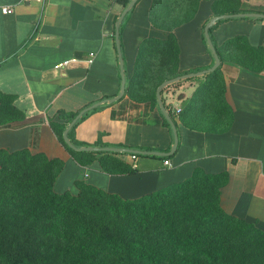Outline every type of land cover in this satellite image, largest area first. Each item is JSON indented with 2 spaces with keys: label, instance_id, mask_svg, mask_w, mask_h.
<instances>
[{
  "label": "crops",
  "instance_id": "crops-1",
  "mask_svg": "<svg viewBox=\"0 0 264 264\" xmlns=\"http://www.w3.org/2000/svg\"><path fill=\"white\" fill-rule=\"evenodd\" d=\"M217 0H136L124 15L119 47L132 95L92 109L73 129L82 145L148 147L167 151L172 137L149 97L159 83L153 55L134 60L142 41L172 35L177 71H198L213 60L202 28ZM0 96L20 116L0 120V149H27L62 161L54 188L75 192L81 180L121 198H136L186 178L194 167L226 172L219 206L264 232V18L232 16L209 32L219 65L161 91L176 128L177 146L161 157L119 158L135 172L109 174L97 160L77 164L47 124L59 110L75 112L115 95L119 86L113 23L123 7L112 0H0ZM217 13L264 14V0H221ZM148 51L144 45L141 51ZM148 67V69H147ZM160 69V68H159ZM198 69V70H195ZM147 70V71H146ZM146 71V72H145ZM145 72V74H143ZM12 117V118H11ZM56 119V118H54ZM57 121H61L56 119Z\"/></svg>",
  "mask_w": 264,
  "mask_h": 264
},
{
  "label": "trees",
  "instance_id": "trees-1",
  "mask_svg": "<svg viewBox=\"0 0 264 264\" xmlns=\"http://www.w3.org/2000/svg\"><path fill=\"white\" fill-rule=\"evenodd\" d=\"M112 1L124 7L129 0ZM220 2L211 3L214 15L223 14L215 11ZM143 44L148 45V51H141ZM177 52L172 35L146 39L138 48L134 68L142 57L152 54L159 68L173 64L170 71L165 67L166 77L159 83L187 73L176 70ZM159 83L149 97L150 107H157L154 91ZM134 85L133 75L124 84V94L133 96ZM10 102V97L0 96V120L20 116ZM90 111L67 133L75 146H88L73 139V129ZM157 111L170 131L158 107ZM76 112L59 110L47 119L69 156L79 165L97 160L102 171L109 174L135 172L119 158L126 153L73 151L64 144L61 132ZM93 146L105 145L96 142ZM61 167L59 158L42 152L0 149V264H264V232L219 206L225 171L208 173L194 167L181 181L128 199L81 180L74 181L75 194L54 192L52 183ZM243 228L253 232L252 239L242 235ZM237 239L241 247L230 246ZM249 247L256 255H244Z\"/></svg>",
  "mask_w": 264,
  "mask_h": 264
},
{
  "label": "water",
  "instance_id": "water-1",
  "mask_svg": "<svg viewBox=\"0 0 264 264\" xmlns=\"http://www.w3.org/2000/svg\"><path fill=\"white\" fill-rule=\"evenodd\" d=\"M136 2V0H129L128 3L123 7L117 18L115 19L113 23V39H114V46H115V51H116V58H117V66H118V75H119V86H118V91L115 95L97 100L95 102L90 103L89 105H86L79 109L75 115L70 119V121L67 123V125L64 127V129L61 132V137L64 142V144L71 150L73 151H82V152H92V153H99V152H113V153H126L128 155L133 154L136 156H155V157H169L172 155L176 149L177 146V134H176V128L171 120L168 111L165 109L162 100H161V91L163 88L166 86L177 82L182 79H187L199 75H203L206 73L213 72L219 65V58L216 54V51L213 47V44L210 40L208 29L218 20L224 19V18H229L232 16H239V17H259V18H264V14L260 13H238V14H219V15H213L211 16L206 23L204 24L202 28V35L205 41V44L211 54L212 57V64L206 69L198 70V71H193V72H187L181 75L174 76L169 79H165L161 81L156 87L154 91L155 95V101L158 107V110L164 117V119L167 121L170 127V132H171V137L172 141L171 144L168 148L167 151H158V150H141V149H131V148H123V147H114V146H93V145H88V146H75L68 138L67 133L69 129L72 127V125L86 112L95 109L99 105L102 104H110L118 99H120L124 93V84H125V76H124V70H123V61L121 57V52H120V47H119V25L122 21V18L124 15L131 9L133 4Z\"/></svg>",
  "mask_w": 264,
  "mask_h": 264
},
{
  "label": "rangeland",
  "instance_id": "rangeland-1",
  "mask_svg": "<svg viewBox=\"0 0 264 264\" xmlns=\"http://www.w3.org/2000/svg\"><path fill=\"white\" fill-rule=\"evenodd\" d=\"M172 65H173V64H172ZM172 65H169V64H168V65L165 66V67L167 68L168 71H170L169 68H171ZM178 65H179V63L177 62V63L175 64L176 70L179 69ZM165 67H161L160 69L157 70V71L159 72V77H161L162 75L166 74L167 70H166ZM57 174H58V173H57ZM56 176H57V175H56ZM55 178H56V177H55ZM54 180H55V179H54ZM52 190H53L54 192L61 193L60 191H58L59 189L56 190V189L54 188V181H53V183H52ZM76 191H77V188H75V192L72 193V194H75ZM62 192H63V191H62ZM70 193H71V192H70ZM242 220H243V219H242ZM244 221H245V220H244ZM245 222H246V221H245ZM242 231H243V232H242V235H244V236H248V237L251 238V236L253 235V232H252L250 229L243 228ZM251 239H252V238H251ZM230 246H232L233 248L241 247V242L239 243V240L237 239L236 242L230 243ZM253 253H255V251H254L251 247H249L248 250L245 252L244 255H252ZM236 254H237V255H240L239 253H236ZM257 254H260V253L258 252ZM255 255H256V253H255ZM250 263H251V261H250ZM219 264H221V262H220ZM228 264H237V262H230V263H228ZM241 264H248V263H241Z\"/></svg>",
  "mask_w": 264,
  "mask_h": 264
},
{
  "label": "built area",
  "instance_id": "built-area-1",
  "mask_svg": "<svg viewBox=\"0 0 264 264\" xmlns=\"http://www.w3.org/2000/svg\"><path fill=\"white\" fill-rule=\"evenodd\" d=\"M12 11V6L3 5L0 3V14H7ZM129 157L134 160L136 158V155L130 154ZM163 165H168V161L166 159L163 160Z\"/></svg>",
  "mask_w": 264,
  "mask_h": 264
}]
</instances>
